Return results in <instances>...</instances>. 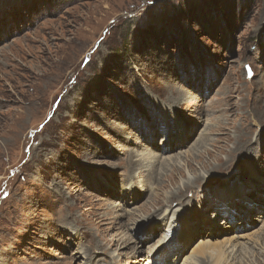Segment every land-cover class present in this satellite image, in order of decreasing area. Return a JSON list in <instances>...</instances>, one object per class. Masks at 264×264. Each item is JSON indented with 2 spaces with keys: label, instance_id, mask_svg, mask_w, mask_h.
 <instances>
[{
  "label": "rangeland",
  "instance_id": "374dc122",
  "mask_svg": "<svg viewBox=\"0 0 264 264\" xmlns=\"http://www.w3.org/2000/svg\"><path fill=\"white\" fill-rule=\"evenodd\" d=\"M172 203L166 264H264V0H0V264H146Z\"/></svg>",
  "mask_w": 264,
  "mask_h": 264
},
{
  "label": "bare ground",
  "instance_id": "6f19581e",
  "mask_svg": "<svg viewBox=\"0 0 264 264\" xmlns=\"http://www.w3.org/2000/svg\"><path fill=\"white\" fill-rule=\"evenodd\" d=\"M179 94V93H178ZM175 96V95H174ZM157 103V102H156ZM173 114V113H172ZM176 121H180V119H176ZM179 122H177V124H178ZM180 125L181 124H179L178 126L180 127ZM182 126V125H181ZM187 129V128H186ZM181 131H183L182 129H181ZM183 136H186V135H183ZM175 141H177V139H174ZM173 146V145H172ZM175 146V145H174ZM172 147L171 149L170 148H166V154H168V153H171V152H173L174 150H175V147ZM182 146V145H181ZM182 147H180L179 145L177 146V149H176V151L177 150H179V149H181ZM222 151V149H220L218 152H216L215 153V155L214 156H216L218 153H220ZM213 152V151H212ZM207 154L210 156V158H212L211 157V155H210V152L209 151H207ZM147 155V156H146ZM151 156V152H149V153H147V154H145V155H143V157H142V159L141 160H144L143 161V163H142V167H144V169L145 170H148V168H149V166H150V164L151 163H153V164H151V165H153V167L154 168H156V166H155V163H158V165L160 164V161H159V159H162V157H160V158H158V156H157V154L155 155V156H152V157H150ZM198 156H203V154L202 153H199L198 154ZM227 156H229V154H227ZM235 155H233V157H232V162H230L229 164H228V160H226L224 163H226L225 165H230L231 163H233V164H235V162H233L234 160H235ZM146 158H148V159H146ZM210 158H208V161H210L211 159ZM149 159H152V161L151 160H149ZM207 159V158H206ZM154 161V162H153ZM166 161V160H165ZM166 162H168V161H166ZM214 162L217 164V160L215 159L214 160ZM240 163V162H239ZM189 164V163H188ZM199 165L201 164V163H198ZM206 164H204V166H205ZM237 165V164H236ZM139 167H140V165H139ZM141 167V168H142ZM221 168V167H220ZM140 168H138V170H139ZM188 169H189V165H188ZM228 168L226 167L225 168V173L228 175V174H231V173H233V171H234V166H233V168L232 169H230V170H227ZM190 170V169H189ZM149 178H150V180H152L155 184H156V179L154 178V176L153 175H150L149 174ZM198 181V178L196 177L195 178V180H194V182H197ZM132 183H133V180L132 179H130V180H128L127 181V184H125L124 185V189H123V191H125L126 192V194L127 195H132L133 194V192L135 191L136 192V189H134L133 190V185H132ZM193 185H194V183L192 182V181H189L185 186H184V190L185 191H187V189H189V188H191V187H193ZM201 187H198L197 189L195 188L194 189V191L193 192H191L192 194H197V192L198 191H200L201 189H200ZM202 188H204V187H202ZM133 190V191H132ZM227 193V192H226ZM182 194V195H181ZM182 197H181V196ZM174 197H178V198H183L184 197V193H183V190H179L178 192H177V194H173L171 197H170V201H169V203H171L172 201L171 200H173V198ZM221 198L223 199V200H221ZM176 199V198H175ZM216 199H218V201H221V202H223V203H221V205H223L225 208H223V209H217V207H215V206H209L208 207V209H205V213H206V215H209V216H212L211 217V222L212 221H214V223L215 224H219V223H222L221 224V227H223L224 228V226H226V227H231L230 225H232V220L233 219H236L238 216H236L237 215V213H234L230 208V204H228V200L230 201L231 200V198L228 196V194H226L225 195V193H221L220 194V197H218V198H216ZM130 200H131V198H130ZM132 201V200H131ZM176 201H178L177 199H176ZM180 202H182V199H181V201ZM180 202H178V204H182V203H180ZM230 202H232V201H230ZM250 202V201H249ZM235 204H236V202H235ZM168 205H170V207H167ZM173 206V203L172 204H166V206H161V207H159V209L160 210H158V211H155V212H153V213H149L147 216H148V218L149 219H152V220H155L156 218H157V216L159 215L158 213L161 211V210H163L165 207H167L166 208V210H165V212H164V214L163 215H161V216H164V218H167V219H171V222L172 223H174V221H173V219L175 218L176 220H179L178 222H179V224H182L183 223V227L186 229V234H185V237H182V238H180V237H178V234H179V232L180 231H178V228H176V226L174 227V225L175 224H173V225H171L172 223L170 222V225H169V227H168V230H166V231H168L169 232V234H167V235H165V237H162V239L156 244V245H154L151 249H150V258H149V260L147 261V263L146 264H148V263H150L151 261V258L152 259H154V257L155 256H157V263H159V264H166L165 262H164V260H163V258H158V256H159V254L162 252V253H166V254H168V252L170 251V246L173 244V243H167V242H165V240H166V238L168 237V236H170L171 234H175L176 235V239L178 238V243H179V247H178V249L179 250H182L181 252H183V254L186 252V249L188 248V245H189V243H190V239H191V233H192V231H190V228H189V222H188V220L186 219V213L187 212H184L182 215L180 214V209L178 208V209H174V207H172ZM211 209H214L213 211H214V213H209L210 212V210ZM236 211H237V209H235ZM244 211H246V209H244ZM129 213V212H128ZM194 216L195 217H197L198 216V212L196 213H194ZM122 218V217H121ZM205 218V217H204ZM203 218V219H204ZM196 220L197 221H201V219L200 218H196ZM143 221H147V219L146 220H143ZM168 222V221H167ZM176 222V221H175ZM202 223H203V221H202ZM210 224V221L209 222H207V224ZM204 224H206V223H204ZM234 224V223H233ZM143 225H146L145 224V222H141V223H137L135 226H137V228L136 229H140V228H138V227H140V226H143ZM168 225V224H167ZM211 226H213V224H211ZM199 227V225H197V228ZM238 227H240V225H239V223L237 224V228ZM152 228H153V226H152ZM151 228V230H153ZM135 229V230H136ZM177 229V230H176ZM145 230V229H144ZM150 231V230H149ZM149 231H143L142 232V234L143 235H147V234H149ZM156 231H157V229H156ZM158 232V231H157ZM154 234L152 233V236H153ZM149 236V235H148ZM146 239L143 241V244H145V243H147V242H149L150 240H151V236L150 237H145ZM122 240V239H121ZM121 240H119V241H114V240H112L111 241V245L112 246H115L116 245V243L117 242H120ZM174 242V241H173ZM177 242V241H176ZM233 242H235L234 244H231V245H225L224 244V246H226L229 250H230V254H234L235 252H237V250H238V248H240V244H238V240L237 239H235ZM175 243V242H174ZM228 244V243H227ZM184 245V246H183ZM226 248V249H227ZM174 249V248H173ZM172 250V249H171ZM247 250V249H246ZM137 251V250H136ZM226 252V250H224V249H222L221 251H219L218 252V257H219V260H221V258L223 257V254ZM176 253V252H175ZM169 256V255H168ZM168 256H167V258H168ZM174 257V256H173ZM228 258V257H227ZM222 261V260H221ZM225 261V260H224ZM154 262V261H153ZM184 264H188V261H186Z\"/></svg>",
  "mask_w": 264,
  "mask_h": 264
},
{
  "label": "water",
  "instance_id": "95a60500",
  "mask_svg": "<svg viewBox=\"0 0 264 264\" xmlns=\"http://www.w3.org/2000/svg\"><path fill=\"white\" fill-rule=\"evenodd\" d=\"M251 71L249 70V73H250Z\"/></svg>",
  "mask_w": 264,
  "mask_h": 264
}]
</instances>
